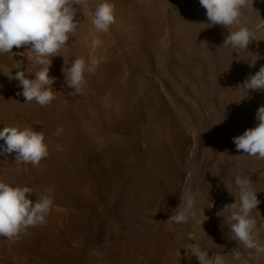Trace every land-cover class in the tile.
<instances>
[{
    "label": "rangeland",
    "instance_id": "374dc122",
    "mask_svg": "<svg viewBox=\"0 0 264 264\" xmlns=\"http://www.w3.org/2000/svg\"><path fill=\"white\" fill-rule=\"evenodd\" d=\"M88 2L77 14L80 29L61 53L65 68L74 58L97 60L82 94L70 95L74 89L65 85L64 59L57 56L49 72L56 78V99L46 107L25 103L19 81L10 77L41 66L30 46L0 54V129L43 131L49 148L38 167L22 164L20 173L14 153L0 155V181L41 194L51 189L53 198L45 224L15 242L0 237V264H181L201 248L231 253L237 243L227 227L221 230L223 217L216 215L234 202L227 188L235 194L233 181L240 174L264 189V160L241 155L233 143L256 126L264 92L252 91L251 99L232 103L242 94L235 87L264 65V40L235 53L223 45L228 30L207 25L199 0H107L116 22L98 34L92 13L105 0ZM244 16L246 26L264 39V2L253 0ZM93 37L103 41L95 52L89 47ZM257 52L261 59L250 67L247 61ZM185 187L197 204L180 224L170 215ZM257 197L259 227L264 192ZM132 224L138 233L134 249L118 235ZM240 251L248 264H264V258Z\"/></svg>",
    "mask_w": 264,
    "mask_h": 264
},
{
    "label": "clouds",
    "instance_id": "9594fccd",
    "mask_svg": "<svg viewBox=\"0 0 264 264\" xmlns=\"http://www.w3.org/2000/svg\"><path fill=\"white\" fill-rule=\"evenodd\" d=\"M199 3L206 10L209 27L220 25L228 30L223 45H230L235 53L249 51V45L253 41L264 40L258 38L256 32L245 23V10L253 5V0H199ZM88 6V0H0V54L13 53L14 47L30 46V51L35 55V62L41 66L35 73L27 71L26 74L20 70L10 77L19 81L22 92L18 95H23L25 103L35 101L41 107H46L56 99L52 90L56 78L50 77L49 72L52 58L57 56L64 59L62 73L65 85L74 89L70 95L83 93L88 83L86 73L96 72L97 60L86 62L83 57L74 58L70 66L65 68V57L61 53L69 45L70 37H75L81 27V22L77 19L78 12H83ZM114 12V5L107 0L96 6L91 18V25L96 33L109 32L110 26L116 22ZM102 43L99 37H93L89 47L95 52ZM253 54L255 59L247 61L250 67H255L261 59L258 52ZM30 74H34L35 78H28ZM235 89L242 93L232 102L236 104L251 99L252 91L264 92V65L254 74L250 73ZM255 119L256 126L233 137V143L241 155L264 160V104L256 110ZM61 131L62 129L57 128L54 134L59 136ZM0 140L4 142L0 145V155L15 154L17 173L21 172L22 164L38 167L42 159L49 155L43 131L4 126L0 129ZM233 183L235 194L227 189L234 197V202L224 205L216 215L223 217L221 230L227 227L228 236L236 241L237 247L229 254H224L223 251L214 252L210 248L192 252L199 264H248V259L242 256L241 248L258 258H264V225L258 227L254 215L261 204L257 194L264 192V189H255L251 177L247 175L237 174ZM50 192L51 189H48L41 194L29 186H13L0 181V237L15 242L21 235L26 234L29 228L45 224L53 205ZM196 204L192 190L182 188L180 203L170 219L176 223L187 222ZM212 207L211 201L207 208ZM214 244L220 246L215 242ZM228 256H231V260Z\"/></svg>",
    "mask_w": 264,
    "mask_h": 264
},
{
    "label": "bare ground",
    "instance_id": "6f19581e",
    "mask_svg": "<svg viewBox=\"0 0 264 264\" xmlns=\"http://www.w3.org/2000/svg\"><path fill=\"white\" fill-rule=\"evenodd\" d=\"M226 186H228V185H226ZM226 188V187H225ZM226 190V189H225ZM227 191V190H226ZM172 212V211H171ZM169 214V213H168ZM170 214H172V213H170ZM173 215V214H172ZM172 215H170V216H172ZM143 217V216H142ZM144 219V218H143ZM168 220V219H167ZM138 221V220H137ZM143 220H141V222H142ZM171 221V220H170ZM133 223V222H132ZM143 224V223H142ZM148 224V223H147ZM156 224V223H155ZM169 224H170V222H169ZM181 224V223H180ZM117 225H118V223H117ZM168 225V224H167ZM167 225H165V226H167ZM175 225V224H174ZM170 226V225H169ZM180 226V225H179ZM118 227V226H117ZM144 227H145V224H144ZM155 227V226H154ZM119 228V227H118ZM153 228V227H152ZM157 228V227H156ZM168 228H170V227H168ZM172 228H173V225H172ZM180 228L181 227H179V231H180ZM185 228V227H184ZM145 229H146V227H145ZM149 229H151V228H149ZM163 229V228H162ZM161 229V230H162ZM164 229H166V228H164ZM163 229V230H164ZM175 229V228H174ZM178 229V228H177ZM177 229H175V230H177ZM115 230V229H114ZM154 230V229H153ZM153 230H150V231H153ZM163 230H162V234H164L165 235V233L163 232ZM112 232H113V229L111 230ZM149 231V230H148ZM149 231V232H150ZM169 231V230H168ZM167 231V232H168ZM183 231V230H182ZM186 230H184V232H185ZM106 232H107V230H106ZM112 232H110V233H112ZM166 232V233H167ZM117 233V232H116ZM155 233V232H154ZM113 234L115 235V237H117L118 235H119V238H120V240H122L123 242H124V244L126 243V244H128V245H130L131 246V248H133L134 249V247H135V241H136V236H137V228L135 227L134 228V224H132L130 227H128V228H120V230L118 231V235L116 236V234L113 232ZM156 235H157V233H155ZM161 234V233H160ZM147 235V234H146ZM154 237V236H153ZM116 239V238H115ZM118 239V238H117ZM151 239V238H150ZM149 239V240H150ZM166 239V238H165ZM152 240V239H151ZM167 241V240H166ZM117 242H119V240L117 241ZM146 242V241H145ZM204 242V241H203ZM119 243H122V242H119ZM148 243V242H147ZM146 243V244H147ZM153 243V242H152ZM139 244H141V243H139ZM149 244V243H148ZM151 245V244H150ZM156 245H158V244H156ZM185 245V244H184ZM123 246H125V245H123ZM152 246V245H151ZM155 246V245H154ZM153 246V247H154ZM152 247V248H153ZM156 247V246H155ZM127 248H128V246H127ZM179 248H181V247H179ZM186 249V248H185ZM189 249H190V247H189ZM188 249V250H189ZM141 250V249H140ZM156 250V249H155ZM183 250V249H182ZM187 250V249H186ZM192 250V249H191ZM129 251H131V250H129ZM139 251V250H138ZM133 252V251H132ZM145 252V251H144ZM180 252H181V249H180ZM179 252V253H180ZM184 252V251H183ZM187 252V251H186ZM185 252V253H186ZM140 253V252H139ZM182 254H184V253H182ZM188 254V253H187ZM143 255H145L146 256V254H143ZM148 255V254H147ZM172 255V254H171ZM179 255H181V254H179ZM186 255V254H185ZM185 255H183V258H185ZM176 256V255H175ZM178 256V255H177ZM176 256V257H177ZM182 256V255H181ZM191 256H192V254H191ZM149 257H152V255L150 256L149 255ZM188 257V256H187ZM186 257V258H187ZM190 257V256H189ZM153 258V257H152ZM177 260V259H176ZM180 261H181V258H180ZM178 262V261H177ZM176 262V263H177ZM175 263V264H176ZM181 264H199V261H198V259H197V257H195L194 255H193V258L191 257V258H187V260H185L184 262H182Z\"/></svg>",
    "mask_w": 264,
    "mask_h": 264
},
{
    "label": "built area",
    "instance_id": "2783aa9c",
    "mask_svg": "<svg viewBox=\"0 0 264 264\" xmlns=\"http://www.w3.org/2000/svg\"><path fill=\"white\" fill-rule=\"evenodd\" d=\"M260 2H264V0H259Z\"/></svg>",
    "mask_w": 264,
    "mask_h": 264
}]
</instances>
